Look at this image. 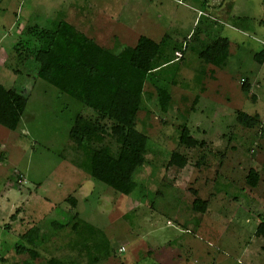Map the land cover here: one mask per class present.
<instances>
[{"label":"rangeland","instance_id":"374dc122","mask_svg":"<svg viewBox=\"0 0 264 264\" xmlns=\"http://www.w3.org/2000/svg\"><path fill=\"white\" fill-rule=\"evenodd\" d=\"M61 1L64 16H54L49 0H0V84L27 97L17 129L0 126V193L6 189L0 264H48L51 258L79 264H264L254 234L264 220V82L257 85L264 57L256 59L264 54V0H217L225 14L215 6L213 19L202 16L201 0H163L166 14L158 17L155 3V18L147 15L153 23L139 19L137 31L149 38L161 36L159 31L172 37L176 29L180 38H193L180 60L145 85L135 122L147 137L145 163L129 196L93 181L81 168L96 147L116 154L122 137L108 131V120L37 78L34 56L19 44L35 26L52 29L64 20L77 29L75 24L86 23L97 44L128 60L132 49L110 40L107 31L123 0H112L119 2L114 11L111 0ZM70 1L86 8V19L77 17ZM137 5L128 11L138 13L142 3ZM199 21L212 24L201 30ZM221 38L228 43L224 65L201 62L198 51ZM155 85L171 96L167 113L160 110ZM240 113L255 123L245 126ZM184 129L197 146L185 144ZM175 154L185 159L183 168L172 164ZM250 169L259 175L256 188L245 181ZM195 201L205 213L194 209ZM30 232L39 235V244L28 245ZM22 246L37 255L19 252Z\"/></svg>","mask_w":264,"mask_h":264},{"label":"trees","instance_id":"16d2710c","mask_svg":"<svg viewBox=\"0 0 264 264\" xmlns=\"http://www.w3.org/2000/svg\"><path fill=\"white\" fill-rule=\"evenodd\" d=\"M19 44L22 48L28 45L27 53L34 56L39 66L37 78L55 87L61 94L82 103L102 120H108V131L113 136L122 137L121 147L116 154L107 146L96 147L81 168L93 181L109 186L119 194L131 195L137 187L133 177L144 165L147 149V137L135 129L136 117L143 108L146 83L163 70L158 62L163 57V44L141 36L129 59L123 60L64 20L57 21L52 29L30 28L26 38ZM227 46L225 39H216L198 51L197 55L201 62L221 67L228 57ZM261 57H264L263 53L256 57L258 63L262 62ZM243 89L248 91L249 87L245 85ZM155 91L161 112L167 113L170 94L156 85ZM26 106V96L5 89L0 84L1 127L15 131ZM238 120L248 127L255 123L252 117L243 113L239 114ZM74 135L78 138L79 134L75 132ZM182 136L188 147L197 146V141L188 137L186 129L182 131ZM171 162L181 168L186 164L185 159L177 154L173 155ZM245 181L249 187L255 188L259 182L258 173L250 169ZM194 209L205 213V206L198 201H195ZM30 234L33 233L25 237L28 245L39 244V235ZM254 234L264 240V220L260 219ZM23 251H28L32 258L37 255L31 248L22 246L19 252ZM48 264L79 263L51 258Z\"/></svg>","mask_w":264,"mask_h":264},{"label":"crops","instance_id":"0c3cea01","mask_svg":"<svg viewBox=\"0 0 264 264\" xmlns=\"http://www.w3.org/2000/svg\"><path fill=\"white\" fill-rule=\"evenodd\" d=\"M49 1L51 2L50 5L53 8L52 10L54 12L53 13L54 16H58V15H61V14H62V16H64V14H63L64 10H61L60 6H59L60 4H62V1L61 2H59V0H49ZM55 1H58V2H55ZM71 1H73V0H71ZM71 1L69 3V7L71 6L73 8H76V10L78 12L77 13V17H80L81 19L82 18L84 19L85 16L87 15L86 8L85 7H81L79 5H75V4L72 5ZM182 1L183 0H177L176 2L178 4H181ZM109 2H110V0H109ZM139 2L142 3V6H141V8H138V10H140L138 13H136V12L133 13V9L128 11V6H131V8L133 6L136 7L135 5H137V3H139ZM195 2H196V0H195ZM201 2L203 3L202 16H204L203 13L204 14L208 13L207 16L208 17L210 16L208 19H210V18L213 19L212 18L213 17V12H217V8L218 7L221 8V11H219L220 14H225V12H222V10H223L222 9V5H221L222 3L221 4H216L215 3V2H217V0H201ZM117 3H119V2L115 1V3L113 4V2L111 0L112 6H111V10L110 11H114L115 9L118 8ZM155 3L158 4V6L160 5L159 6L160 8L158 9V14L160 12L163 15L167 13V5H166V3L163 0H123L122 3H120V4H122L121 11H119L118 14L115 12L113 14V18H112V16L110 17L111 20L109 21V30H107L110 40H112L115 37V39H119V44L120 45H124V46H126L127 49L131 48L133 50V48L135 47L138 39L141 36H144L143 35L144 32L142 33V32H138L137 31V27H138V24L140 22L139 19H144L145 20V18H147L148 19L147 22L152 24L153 20H151V19L155 18V16H154V14L150 13V10H151V7H153ZM215 6L217 7L216 9H215ZM100 12H102V14L100 13L102 16H105L106 11L104 12V11L101 10ZM69 13L70 12H68V15H69ZM110 13H112V12H110ZM148 14H150L149 17L151 19L147 16ZM68 17L71 18V16H68ZM121 17L128 18V23H126L125 25L122 24ZM158 17H160V14H159ZM147 22H145V23H147ZM205 23H206V25H207V23L209 25L212 24L211 22H203V23L200 22L201 30H202V27L204 28V26H205V29H208V27H206V25H204ZM75 25H76L78 31L83 33L88 38L93 39L97 43L96 38L90 36L87 32H85L86 23H82V26H83L82 28L80 27L79 24H75ZM95 25H98V24L96 23ZM153 26L159 27L157 24L153 25ZM120 28H128V30L123 32V31L119 30ZM205 29L202 31V33L207 34V32H205L206 31ZM94 30H96V29H94ZM159 33H161V36L160 35L158 36L157 34L154 33L155 35L153 37H150V38L147 37V36H144V37L149 38L150 40L154 41L155 43H158V44L162 43L163 44V51H164L163 52V57L160 58L158 62H160L159 63V65L161 66L160 68L164 69L165 67L171 65L172 62H176V61H178V59L180 60L183 57L181 51L185 50V46L187 44L186 41H190V39L193 38V36L190 37V35H187L186 38H180V34H179V30L178 29H176V32H175L177 34H172L173 35L172 37L170 35L164 34V32H162V31L161 32L159 31ZM202 33H200V36H201ZM132 35H135L137 37V38H134L133 41H132V38H133ZM198 41L201 42V43L204 42V40H202V38H200V39L198 38ZM190 42H192V41H190ZM103 48H105L106 50L110 51L111 53L117 55L114 51L110 50L109 48H106V47H103ZM169 50L173 51L174 60L171 59V57L173 56L172 54H170L169 56L167 55L166 52L169 51ZM260 81L264 82V76H261V77L257 76V85L261 84ZM6 177H7V179H6V181H7L9 179V176H6ZM5 190L6 189L3 188L2 189V193H0V203H1V200H2V196L1 195L5 192ZM259 222H258V224H259ZM257 240H260L262 242V246H263L264 240L261 239V238H258ZM159 264H169V263L163 262V263H159Z\"/></svg>","mask_w":264,"mask_h":264}]
</instances>
